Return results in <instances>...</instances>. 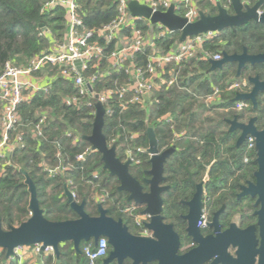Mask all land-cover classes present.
<instances>
[{"label":"trees","instance_id":"obj_1","mask_svg":"<svg viewBox=\"0 0 264 264\" xmlns=\"http://www.w3.org/2000/svg\"><path fill=\"white\" fill-rule=\"evenodd\" d=\"M46 1L0 0V75L8 63L24 67L32 58L50 49L47 39L41 35L43 31H49L57 43L63 42L67 30L65 12L58 8L51 14H41ZM255 2L257 0L252 4ZM78 3L88 29H99L118 16V0H78ZM198 4L207 16L217 13L216 6L206 0L198 1ZM137 25L143 31L157 33L155 25L147 22H138ZM225 32L219 41L223 40L227 45L215 48L213 53H231L236 49L232 45L237 48L258 47L264 41V28H249L236 36ZM180 37L181 33L175 32L165 40H156L157 47L167 51L179 44ZM149 55V49L140 53L135 60L136 66L145 69ZM172 67L176 71V83L168 89L151 93L149 107L131 105L122 109L118 100L108 102L104 106L107 113L103 134L109 146L117 147V158L122 163L133 159L129 172L144 185V171L150 169L149 156L145 151H136V148H148L146 130L148 125H153L159 151L175 147L164 166V175L174 187H184L180 199L191 198L195 185L208 174L206 195L209 212L216 204L218 207L225 204L229 211L238 191L233 180L242 179L244 174L254 180L257 155L255 151L248 153L250 162L244 164L246 149L236 148L239 133L230 134L229 125L225 122L235 115L227 101L234 96L225 92L228 71L211 72L210 62L196 60ZM49 73L53 77L50 89L38 93L29 103L18 108L21 121L17 131L25 134V148L10 154L0 165L3 230L18 227L31 217V195L25 172L37 188L39 204L48 221L78 219L67 203L65 186H68L76 194L78 203L86 202L85 210L91 217L99 216L96 197L105 195L102 206L108 210V216L122 219L130 232L138 233L141 228L135 218L124 213V209L133 203L128 202V193L118 191V179L102 170L101 155L92 151L83 160H77L91 148L83 137L92 135L96 109L88 106L89 99L80 96L73 81L61 77L59 67L49 68ZM128 80L123 71L113 72L109 77L98 79L94 89L98 92L105 88L116 90ZM215 88L219 89L223 103L209 104L208 99L215 93ZM65 98H77L78 103L69 107ZM43 116L47 120L41 125V135L35 136L34 130ZM239 117L243 122L256 117V126L261 130L264 126V103L256 111L241 113ZM183 133V138H176ZM46 168L58 172L51 175ZM163 201L166 209L175 203L177 213L185 214L187 211L179 200L163 198ZM89 245L95 246L93 241L84 243L83 247L81 244L82 255L76 254L71 242L62 245L60 264H87L84 250ZM3 259L6 260V251ZM53 263L56 264L55 258L46 260V264ZM124 264H131V261L126 260Z\"/></svg>","mask_w":264,"mask_h":264},{"label":"built area","instance_id":"obj_2","mask_svg":"<svg viewBox=\"0 0 264 264\" xmlns=\"http://www.w3.org/2000/svg\"><path fill=\"white\" fill-rule=\"evenodd\" d=\"M198 1L202 0H118V16L114 20L99 29H88L81 17L78 0H47L41 9V14L48 15L58 8L63 9L66 34L63 42L57 43L49 31H43L41 35L47 39L50 49L32 58L24 67H15L8 63L0 75V165L10 154L25 148V134L17 131L21 121L18 108L29 103L38 93L50 89L53 80V77L49 76L51 67L52 69L59 67L61 77L74 82L80 96L89 99L88 106L96 109L97 105L104 107L108 102L116 99L122 109H127L131 105L147 108L151 93L172 87L177 81L176 71L172 66L194 60L220 61L221 53H213V50L219 47L221 32L208 31L188 36L183 42L179 40L177 46L165 51L157 47L156 40H165L175 32H171L162 24H152L144 18L134 17L129 9V5L133 2L148 7L153 14L165 13L174 6L175 14L185 19L189 25L200 19L202 11ZM206 1L215 6L220 3V0ZM252 1L241 0L245 6H251ZM227 3L231 5V0H227ZM258 14L261 16L263 11L259 10ZM138 22L155 25L157 33L143 31L138 27ZM145 49L150 50V55L146 68L142 69L136 66L135 60ZM122 71L129 77L126 84L116 90L105 88L100 92L95 91L94 83L98 79ZM87 85L91 86V91ZM214 91L213 96L208 99L209 104L215 103L220 98L219 89L215 88ZM77 103V98H65V104L69 107ZM242 104L241 102L238 107H242ZM96 112L97 109L95 116ZM106 113L105 109V115ZM46 120V116L40 119L34 130L35 136L41 135V125ZM247 148L250 151L256 148L253 137L248 138ZM92 151H94L92 147L88 148L84 154L78 156L77 160H83ZM130 160L133 161L132 158ZM46 171L51 175H56L58 172L48 168ZM70 191L76 200V194L73 190ZM105 199V195L96 197V201L101 204ZM137 210L136 205L132 204L124 209V213L133 216L142 234L149 236L150 230L145 227L144 218L137 215ZM203 218L206 221V216ZM108 246L106 238H100L94 247L87 246L84 250L87 264H98V261L106 258L109 254ZM42 247V244L18 247L14 250V256L6 260L3 259L5 250L0 248V264H12V262L46 264V260L56 259L53 247H46L43 253ZM29 259L30 262L27 261Z\"/></svg>","mask_w":264,"mask_h":264},{"label":"water","instance_id":"obj_3","mask_svg":"<svg viewBox=\"0 0 264 264\" xmlns=\"http://www.w3.org/2000/svg\"><path fill=\"white\" fill-rule=\"evenodd\" d=\"M263 5L264 0H259L254 7L243 6L241 0H231V6L235 9L237 15L233 19H229L226 10L221 6V3H218V16L211 17L201 12L199 21L189 25L185 19L175 14L174 6L165 13L155 14L148 7L141 6L136 2L131 3L129 9L134 17L144 18L152 24H162L171 32H180V41L183 42L188 36H195L208 31L221 32L227 28L246 25L249 22L264 25V12L261 16L258 14V10ZM240 18L243 20L240 21ZM227 19L230 21H225ZM41 28H43V25H41ZM229 62H239L241 69L245 63L252 65L264 63V55L249 57L244 54L241 57H229L224 54L223 60L210 62L211 72L221 69L224 63ZM87 87L91 91V86L87 85ZM255 93L256 90L250 95H237L235 101L252 99L256 108ZM96 109L92 135L83 137V140L101 155L103 171H107L111 177L118 179L120 182L118 191L128 193V202L145 207L142 214L150 218V222L145 227L153 232V237L144 238L132 235L122 219L115 220L108 216V210L104 209L101 203H98L99 216L91 217L85 210L86 202L78 203L67 186H65L67 203L71 210L78 215V219L64 222L48 221L40 207L35 184L29 175L23 172L31 195L29 206L31 217L20 226L12 227L8 231L3 230L0 217V248L6 251V258L13 257L14 250L18 247H32L42 244V253L46 247H53L56 264H60V247L67 242L73 244V249L77 255H82V243L93 241L96 245L100 238H107L111 251L108 257L103 260V264H112L114 261H117L118 264H124L126 260H130L132 264H149L153 261H157L158 264H191L192 254L199 253L200 256L201 253L205 252V249L202 248L185 256H178V236L173 232V226L163 223L161 215L163 212V201L161 198L163 189L159 187V182L163 180L164 165L169 156L175 151V148L173 147L160 154L154 126L148 125L146 135L149 140V148L147 152L151 156V170L147 174L152 179L147 181V184L151 186L150 192L144 193L142 185L129 172L133 161L128 160L126 163H122L117 158V147L115 145L110 147L107 143L103 134L105 126L104 107L97 105ZM255 121L256 119L253 118L247 125H237L236 121H234L230 130L234 131L238 127L242 131L237 143L238 147L248 136L255 138L258 171L254 176L257 179V184L250 185L249 188H244L243 190L252 197H258L257 206L260 205V210L256 213V216H258V226L262 231L263 245L260 250H256L253 241L250 249L252 255L250 262L254 264V256L261 254L260 264H264V128L258 131L255 127ZM197 189L194 199L188 204L189 215L187 220L189 221V231H199L198 226L203 222V184H200ZM217 220L218 216L214 218L213 226L217 224ZM238 255V263L241 256V264H244L246 258L248 261L249 250L242 252L240 250Z\"/></svg>","mask_w":264,"mask_h":264},{"label":"flooded vegetation","instance_id":"obj_4","mask_svg":"<svg viewBox=\"0 0 264 264\" xmlns=\"http://www.w3.org/2000/svg\"><path fill=\"white\" fill-rule=\"evenodd\" d=\"M220 3H221V6L226 10L227 17H229V19H233L237 15V12L235 11V9L231 5H228L227 0H220ZM257 3L258 1L255 2L254 4H251L250 7H254ZM241 4L243 5L242 2ZM216 8H217V13L212 17H216L219 14L218 7L216 6ZM259 10L264 12V5ZM242 20L243 19L240 18V21ZM225 21H230V20L227 19ZM253 27L263 29L264 25L261 23L249 22L248 24L241 25L239 27L227 28L221 31L220 36L223 34L224 31H226L225 33H230L232 36H236L237 34H240L241 32L249 28H253ZM226 45H227L226 42H224L223 40H220L219 46L224 47ZM232 48L233 49L236 48V49L231 50L230 51L231 53H228L227 51L221 52V56H222L221 60L224 59V54H227L229 57H232V56L241 57L244 54H246L249 57L264 55V41L260 46L253 47L254 49L248 48L246 46H241L240 48H237V47H234V45H232ZM225 70L228 71L227 76H229L227 77L228 79L226 81L227 88L225 89V92L231 95L233 94L234 96L233 98L227 101L229 104H231L233 111L235 112V115L230 119H225V122L229 125L230 134L239 133V137H238V140H239L242 135V131L238 127L234 131L230 130L232 127V123L234 121H236L237 125H247L249 124L251 119L255 118L256 119L255 127L257 128L256 126L257 118L256 117L249 118L248 121L243 122L242 120H240L239 115L241 113H250L252 111H256L259 105L261 103H264V88H263L264 87V63H261V64L256 63L254 65L250 63H245L240 69L239 62H229V63H224L221 69H216L213 72L225 71ZM254 90H256V93L254 94V98L257 104L256 108H255V103L252 99L239 101V102L235 101V98L237 95H250L251 93L254 92ZM221 102L223 103L222 98L220 96V98L217 99L216 103L220 104ZM241 102L243 103L242 107H238V105ZM263 128L261 130H263ZM261 130L258 129V131H261ZM184 136L185 134L183 133L181 135L176 136V138L180 139V138H183ZM250 137L252 136H248L244 140V142L240 145V147L237 146L238 140L236 142L237 149L242 148V147H245L246 149L245 150L246 156L244 159V164H248L250 162L249 157L247 156V154L251 152L247 148V140ZM148 148L146 150H140L139 148H136V151L147 152ZM253 151L256 152V148ZM161 153L163 152H160V154ZM147 154L149 156V164H150L151 156L149 155L148 152ZM136 164H139V163H136ZM150 170H151V164H150V169L147 171H144V174L146 175V177L142 179L144 185L139 182L143 187L144 193H149L151 189V186L147 184V181L152 179V177L147 174V172ZM257 171H258V165H257V170L253 173L254 180H252L250 177H247L246 174H244V177L238 181L236 179L233 180V182L236 183L238 191L234 195L235 202L231 204L229 211H227V206L225 204H222L219 207H218V204H216L213 207L212 212L211 211L209 212L207 208L206 184L209 182L208 174L204 177V179L200 183L195 185V191L192 194L191 198L180 199V194L182 193L184 187L180 185L174 187V185L167 182L168 180L165 177L164 171H163V180L159 182V187L163 189L161 192L162 201H163V198L174 199V201L179 200L178 201L179 204L183 205L187 209L185 214H180V213H177L178 206L175 203L169 206V209H166L165 203L163 201V212L161 214L162 221L165 225L173 226V230H174L173 232L178 236V239H179L178 256H185V255L191 254L192 252H195L197 250H201L202 248H204L205 252L201 253L200 256H199V253L192 254V257L190 260L191 264H241V256H240V262L238 263V260H239L238 252L240 250L241 252L249 250L248 261L246 258L244 261V264H251L250 261H251L252 255H251L250 249L252 247L253 241L255 243L256 250H260L263 245L262 231L260 227L258 226V216H256V213L260 210V205L257 206L258 197H252L250 194H246L243 189L249 188L250 185L257 184V179L254 176ZM200 184H203V194H202V197H203L202 221L203 222L198 226L199 231H189V221L187 220V216L189 215L188 204L194 199L198 191L197 188ZM135 205L138 209L137 215L144 218V225H146L147 223L150 222V218L149 216H145L142 214L143 211L145 210V207L139 204H135ZM204 216H206V221L203 218ZM216 216H218L217 224H214L213 226L214 218ZM174 221L176 222V224H174ZM130 233L137 237H144V238L153 237L152 231H149L150 233L149 236H144L142 234V231H138V233H132V232ZM108 249H110L108 250V252L110 253L111 247L109 246ZM103 260H102V264H103ZM254 260H255L254 264H260L261 254L255 255ZM112 264H118V263L117 261H114ZM149 264H158V262L153 261V262H150Z\"/></svg>","mask_w":264,"mask_h":264},{"label":"rangeland","instance_id":"obj_5","mask_svg":"<svg viewBox=\"0 0 264 264\" xmlns=\"http://www.w3.org/2000/svg\"><path fill=\"white\" fill-rule=\"evenodd\" d=\"M103 170V169H102ZM84 246V243H82V247ZM102 260L98 261V264H101Z\"/></svg>","mask_w":264,"mask_h":264},{"label":"crops","instance_id":"obj_6","mask_svg":"<svg viewBox=\"0 0 264 264\" xmlns=\"http://www.w3.org/2000/svg\"><path fill=\"white\" fill-rule=\"evenodd\" d=\"M28 262H30L31 261V259H29V260H27Z\"/></svg>","mask_w":264,"mask_h":264}]
</instances>
